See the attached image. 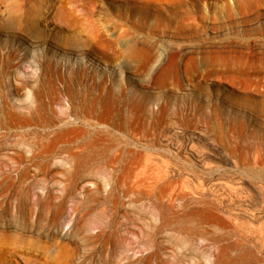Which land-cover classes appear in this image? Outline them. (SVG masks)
Returning <instances> with one entry per match:
<instances>
[{
  "label": "rangeland",
  "instance_id": "obj_1",
  "mask_svg": "<svg viewBox=\"0 0 264 264\" xmlns=\"http://www.w3.org/2000/svg\"><path fill=\"white\" fill-rule=\"evenodd\" d=\"M0 62L2 94L31 113L11 134L26 129V176L0 164L30 231L0 264H264V0H0ZM199 183L237 218L233 262L139 233ZM111 213L131 224L120 245Z\"/></svg>",
  "mask_w": 264,
  "mask_h": 264
},
{
  "label": "bare ground",
  "instance_id": "obj_2",
  "mask_svg": "<svg viewBox=\"0 0 264 264\" xmlns=\"http://www.w3.org/2000/svg\"><path fill=\"white\" fill-rule=\"evenodd\" d=\"M6 67H8V63L6 65L5 63L1 64V62H0V76L6 71ZM30 116H31V113H26V112L15 110L9 104V102L7 100V95L2 94V91L0 89V164L4 161H7V162L13 161L17 164L24 165V167L20 171V175H19V177L21 176L20 179H23L27 174V169H26V165H25L26 164V158H27L26 152H27V146H28L27 132H26V129L24 127L20 126L19 127L20 130L16 132V135H14V138H13V136L11 135L13 133L12 132V125L15 122H18L20 125H23L30 120ZM3 130H5V131H3ZM213 155L216 158L225 159L224 156H222L221 154L214 153ZM196 157L198 158V156H196ZM197 158L194 157V159H196L195 162L200 164V161ZM225 160H227V159H225ZM167 167L169 168V166H167ZM169 171H170V169H169ZM4 181H5L4 174H0V189L3 187ZM224 183H225V181H224ZM196 184H198V183H196ZM203 187L204 186L199 183V185H197V186L195 185V188H193L195 190L194 191L192 190L193 192H196V195H197L196 199H197L198 203L194 202L195 205H192V203L190 205V202L188 203V201H189L188 200L187 203L189 205L185 201V204H182L183 207L181 206L182 208H179L176 210L175 209L174 210L173 209H171V210L165 209V211L164 210L159 211L156 215H158V219H160L159 220L160 222L158 224L157 223H154V224L150 223L149 226L143 225L144 227H147V228L143 227L139 233H141L142 235L148 236L149 239H155L157 237V235L161 234L165 228H172L174 230V234H172V233H171L172 235L167 234L166 238L168 240L176 239L179 247L182 244H196L198 241L199 242L201 241L200 242L201 244L202 243L203 244H205V243L206 244L207 243L208 244L209 243L220 244V245H223V248H220V249L218 248V253H219L218 256L220 258L223 257V259L225 257L226 260L233 262V261H235V258L237 257L235 247L239 244L240 241H242V237L238 234V231H237V229L239 227L238 223L236 222L237 218H235V216L233 215L234 212L233 211L230 212V210L224 206V202L220 201L221 199L219 200L215 195H214L215 197H213L209 200H206L204 198V192L205 191H204ZM20 188L21 189L19 191V194H17V204H16L14 210L6 208L5 203L8 200V196H6L7 194L4 195V194H1V192H0V247L11 246V245L14 246L15 242L18 243L17 240H19V239L23 240V238H27V234L29 235V231H30L29 226H31V225H29V220H30L29 219V211H30L29 208L30 207H28V203L30 202V196L26 190L25 185L21 186ZM211 188H214V187H211ZM234 188L236 189L238 187H234ZM189 189H191V188H189ZM223 197H225V196H223ZM39 198H38V200H39ZM196 199H194V200H196ZM45 200L47 201V199H45ZM9 202H10V200H9ZM201 202H203L204 206L202 205ZM7 204H8V202H7ZM200 205H202V206H200ZM55 212H56L55 209L51 208L50 210H48V213L51 216H49V215H47V216H49L51 219L53 216H55ZM12 213H13V215H12ZM251 216H252V214H251ZM108 217H109V220H108L109 223H107V224L110 225V224H113L115 222V224L117 225L118 222L115 220V217H117V216H115L114 213L109 214ZM206 217H209V218L211 217V220H208V219L206 220ZM50 219H48V220H50ZM36 221H40V220H36ZM50 222H51V220H50ZM103 222H104V220H103ZM104 224H105V222H104ZM115 224H113V226ZM110 226L112 227V225H110ZM118 226L119 225H117V227ZM126 226H128V225H126ZM117 227L115 226V228H117ZM128 227L125 228V231H119V230H116L115 228L112 227L115 230L112 229V231L109 235V239H113L114 243L117 242L120 245V242L123 243L125 241L126 234H128ZM41 231H42V229H41ZM50 231H51V229H50ZM48 233H49V231H48ZM58 234H57V238L60 237V236L58 237ZM53 235L55 236L56 234H53ZM53 235L51 234V236H53ZM59 235H61V233ZM49 236H48V239H49ZM54 236H53V238H54ZM72 238H73V236H72ZM50 240H52V239H50ZM25 242H26V240H25ZM74 242H75L74 238L71 239L68 242L69 247L70 246L73 247L72 245L74 244ZM21 243L19 242L18 244H21ZM117 243H115V244L117 245ZM67 248H68V246H67ZM181 249H182V247H180V250ZM199 252H201V250L199 248H195V250L192 251V256L193 257L199 256ZM151 259H152V257H151ZM219 259H216V260H219ZM217 263L220 264V261L219 262L217 261Z\"/></svg>",
  "mask_w": 264,
  "mask_h": 264
}]
</instances>
